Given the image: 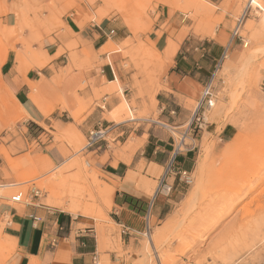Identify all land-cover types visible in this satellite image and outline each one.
I'll return each instance as SVG.
<instances>
[{
	"label": "rangeland",
	"instance_id": "obj_1",
	"mask_svg": "<svg viewBox=\"0 0 264 264\" xmlns=\"http://www.w3.org/2000/svg\"><path fill=\"white\" fill-rule=\"evenodd\" d=\"M248 1L0 0V212L40 204L81 216L101 235V264H110L109 253L117 254V264H264V193L252 202L264 191V180L245 198L249 185L232 182L228 160L232 151L264 149V0L262 11L254 9L235 35ZM164 34L168 44L185 34L184 52L200 54L214 106L206 110L202 130L192 126L200 156L191 183L172 172L169 182L175 177L180 184L177 196L132 238L110 219L114 195L98 161L108 149L114 164H129L160 130L156 95L164 64L175 53L157 49L156 38ZM50 46L51 57L42 53ZM12 52L20 74L59 59L52 78L30 83V101L41 106L42 122L31 120L1 75ZM108 63L117 74L112 84L94 77ZM119 110L121 123L113 117ZM111 123H123L121 138L108 148L82 151L89 132ZM171 131L179 145L185 130ZM223 131L233 134L232 141L217 146L214 133ZM252 135L261 148L254 143L253 149ZM186 144L181 150L194 146ZM261 161L258 155L245 174L263 178ZM166 172L159 168L148 179L141 171L149 193L157 192ZM20 193L22 203H14ZM4 230L0 217V264L14 247Z\"/></svg>",
	"mask_w": 264,
	"mask_h": 264
},
{
	"label": "crops",
	"instance_id": "obj_2",
	"mask_svg": "<svg viewBox=\"0 0 264 264\" xmlns=\"http://www.w3.org/2000/svg\"><path fill=\"white\" fill-rule=\"evenodd\" d=\"M69 27L75 33L72 26ZM183 35L178 37V43L175 42L174 57L168 60L170 64H164L166 71L159 81L156 102L160 130L153 132L155 138H149L129 164L123 161L114 164L115 158L108 153V149L104 150L98 161L102 174L110 180L107 186L114 195L110 219L123 234L132 238L147 229V222L152 216L159 217L162 214L165 205L172 201L169 197L177 196L180 184L174 182L175 177L174 181L169 182L173 169L190 173L200 156L196 151L198 135H193L192 123L209 80L202 73V65L197 58L200 54L184 52L187 43L182 42ZM169 38L166 34L156 38L159 51H165ZM52 50V46L44 47L42 53L46 52L51 57L55 54ZM58 60L50 61L43 68H33L20 74L15 69L16 53L12 52L1 67V75L7 78L14 89L16 102L36 123L42 122L45 117L30 101V83L52 78ZM94 77L112 84L116 82L117 74L113 65L108 63L98 68ZM193 102L197 103L196 108H193ZM187 125L188 128H185ZM170 129L185 130V133L182 132L185 134V143L190 140L194 146L181 150ZM214 138L218 139L217 146H223L232 141L233 134L223 131L220 135L214 133ZM170 165L173 169H170ZM159 168L167 171L166 176L161 180L162 185L157 192L151 194L148 191L149 182L141 178V171L144 177L154 179L153 175ZM140 182L144 183V187L140 188ZM164 188H167L166 194L162 193ZM0 217H4L5 221L4 238L14 245L3 264H101V235L97 233L96 225L88 223L81 216L40 204H27L23 207L6 206L1 210ZM107 256L110 257V264L119 262L117 254L109 253Z\"/></svg>",
	"mask_w": 264,
	"mask_h": 264
},
{
	"label": "built area",
	"instance_id": "obj_3",
	"mask_svg": "<svg viewBox=\"0 0 264 264\" xmlns=\"http://www.w3.org/2000/svg\"><path fill=\"white\" fill-rule=\"evenodd\" d=\"M254 9L262 11L260 0L248 1L243 15L238 20V27H237V31L235 32V35L238 34L239 29L242 27L244 21L249 15H251ZM213 97L214 95L212 91V82H209L203 90L201 101L198 104L197 111L195 112L193 117L192 124L193 125L195 124V128L198 127L199 130H202V127L205 123L206 110L214 106ZM122 125L123 123L122 124L111 123L107 126L101 125L99 127H96L94 130L89 132L86 138V145L82 151L92 152V150H96L97 148L100 149L102 146H105L106 148L110 147V141L115 142L117 139L121 138L124 135V130ZM184 136L185 134L182 135V139L179 142V145L181 146L187 145L185 143ZM87 165L89 164L87 163ZM170 166L171 169L172 165ZM173 173H175L176 176H180L181 181H185L188 184L191 183L192 179L188 172L180 169H173ZM22 196H23L22 193L15 195L12 197V201L14 203H22ZM36 220L38 219L36 218Z\"/></svg>",
	"mask_w": 264,
	"mask_h": 264
},
{
	"label": "bare ground",
	"instance_id": "obj_4",
	"mask_svg": "<svg viewBox=\"0 0 264 264\" xmlns=\"http://www.w3.org/2000/svg\"><path fill=\"white\" fill-rule=\"evenodd\" d=\"M204 11V10H203ZM264 20V19H263ZM185 35V34H184ZM183 35V36H184ZM182 37V36H181ZM185 37V36H184ZM178 43V42H177ZM175 49H176V44L173 42V41H171L170 40V42H169V44H168V47H167V49H166V55H172L173 53H174V51H175ZM166 58V57H165ZM164 58V59H165ZM168 59V58H167ZM22 58H18V64H20V63H22ZM6 61V59L4 60V62ZM169 62V61H168ZM171 62V61H170ZM4 64V63H3ZM1 88V87H0ZM236 104V103H235ZM233 106V105H232ZM36 107L41 111V106L40 105H36ZM234 107V106H233ZM232 110V109H231ZM263 111V110H262ZM121 114H122V112H120V110H119V112H117L113 117H114V119H116L117 121H119L120 119H122L121 118ZM29 116V115H28ZM123 116V115H122ZM122 122V121H121ZM120 121H119V123H121ZM248 125V124H247ZM189 125H187V127H188ZM245 126H246V124H245ZM257 126V125H256ZM259 126V125H258ZM184 128V127H183ZM246 128H248L247 126H246ZM246 128H245V130H246ZM249 128H251V127H249ZM250 132H253V131H251V129L249 130ZM249 131H246V133L247 132H249ZM256 134H258V133H256ZM251 135V134H250ZM253 136V135H252ZM254 137V136H253ZM253 137H251L250 136V138H251V141L249 140V142H251L252 143V146H253V144L254 143H256V144H254V145H256V147H258V149H259V147L261 146H257V144L259 145V142H260V140L257 142V140H256V138L254 137V140H253ZM87 138V137H86ZM259 138V137H258ZM263 142L261 141V144H262ZM248 144L246 143V146H247ZM263 145V144H262ZM249 146H251L250 144H249ZM248 146V147H249ZM244 147V146H243ZM255 146H253V149H255L254 148ZM261 147H264V145L263 146H261ZM260 147V148H261ZM245 148V147H244ZM84 149V148H83ZM240 149V148H239ZM246 149H248L247 147H246ZM251 149V148H250ZM250 149H249V151H250ZM262 155H261V154ZM242 155V156H241ZM258 155H259V159H262V158H264V149L262 148L261 149V151H257V149L254 151H251V152H246L245 151V149H242L241 151H239L237 154H236V152L235 151H232L231 153H230V155L228 156V160H230V161H232L230 164H231V166L229 167L230 168V178L232 179V182H234V183H236V186H237V184L238 183H241L242 182V184H248L249 185V187H248V190L246 191V193L245 194H247V195H244L245 196V198H249V197H251L252 195H253V192L262 184V182H263V180H264V175H262L263 176V178H261V177H259L258 176V174L259 173H253L252 175H251V177H249V176H247V174H245L246 172H248V171H250L249 169H248V167L251 165V164H253V162L255 163V160L257 159V157H258ZM260 163V162H259ZM261 163H262V161H261ZM258 164V163H257ZM262 165V168H263V170H264V162L261 164ZM247 169H248V171H247ZM264 173V172H263ZM262 173V174H263ZM257 180V181H256ZM259 181H262V182H260L259 183ZM250 183H253L252 185H250ZM140 184V188L141 187H144V183L143 182H141V183H139ZM242 186H244V185H242ZM139 187V186H138ZM244 188V187H243ZM242 188V189H243ZM245 189V188H244ZM238 190V189H237ZM238 192H240V190L238 191ZM238 192H236V194L238 193ZM242 192V191H241ZM264 193V191H262V193H261V195H259V196H257V197H254L253 198V200H252V202H254V201H260V199L262 198L261 196H262V194ZM238 195L239 196H242L240 193H238ZM237 196V195H236ZM237 199H238V197H237ZM58 206H60V205H58ZM263 220V219H262ZM261 221V220H260ZM264 222V221H263ZM259 225V224H258ZM257 225V226H258ZM259 227H260V231L262 232V231H264V228L261 226V225H259ZM260 232V233H261ZM253 234V233H252ZM258 233H256V236H257V238H258V235H257ZM259 237H261L260 235H259ZM257 238H255L254 240L256 241V239ZM259 239V238H258ZM264 239V238H263ZM262 241V240H261ZM101 243V242H100ZM257 245V244H256ZM1 248V247H0ZM243 259V258H242Z\"/></svg>",
	"mask_w": 264,
	"mask_h": 264
}]
</instances>
